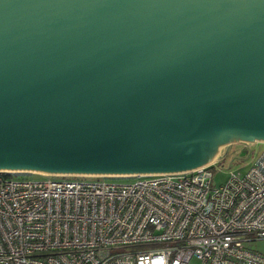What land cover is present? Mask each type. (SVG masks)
<instances>
[{
  "label": "water",
  "instance_id": "1",
  "mask_svg": "<svg viewBox=\"0 0 264 264\" xmlns=\"http://www.w3.org/2000/svg\"><path fill=\"white\" fill-rule=\"evenodd\" d=\"M252 142L264 0H0V171L176 173Z\"/></svg>",
  "mask_w": 264,
  "mask_h": 264
},
{
  "label": "built area",
  "instance_id": "2",
  "mask_svg": "<svg viewBox=\"0 0 264 264\" xmlns=\"http://www.w3.org/2000/svg\"><path fill=\"white\" fill-rule=\"evenodd\" d=\"M216 163L127 183L0 171V264H264V150L219 184Z\"/></svg>",
  "mask_w": 264,
  "mask_h": 264
},
{
  "label": "rangeland",
  "instance_id": "3",
  "mask_svg": "<svg viewBox=\"0 0 264 264\" xmlns=\"http://www.w3.org/2000/svg\"><path fill=\"white\" fill-rule=\"evenodd\" d=\"M246 149L244 155H241V151ZM243 147L242 143H233L228 146H223L218 154V158L215 159L217 163L214 165L215 172V182L221 183L226 180L229 173L231 172H240L244 174V172L251 166V164L255 161V159L261 154L264 150V142H252ZM214 161V162H215ZM212 163V162H211ZM16 178H36L42 179L47 177L46 175L40 173H19L14 175ZM61 178H65L64 176H57ZM83 179H97V177H80ZM105 179L108 181L114 182H133L137 180V177H107V178H98ZM249 247L258 249L259 251L264 253V240H257L251 242ZM191 264H196V260H193Z\"/></svg>",
  "mask_w": 264,
  "mask_h": 264
},
{
  "label": "flooded vegetation",
  "instance_id": "4",
  "mask_svg": "<svg viewBox=\"0 0 264 264\" xmlns=\"http://www.w3.org/2000/svg\"><path fill=\"white\" fill-rule=\"evenodd\" d=\"M242 144H243V147H244V146H246V145H247V144H249V143H247V144H245V143H242ZM242 151L246 152V149H245V147H244V149H243ZM242 151H241V152H242Z\"/></svg>",
  "mask_w": 264,
  "mask_h": 264
},
{
  "label": "bare ground",
  "instance_id": "5",
  "mask_svg": "<svg viewBox=\"0 0 264 264\" xmlns=\"http://www.w3.org/2000/svg\"><path fill=\"white\" fill-rule=\"evenodd\" d=\"M214 160H215V158H214L211 162H213ZM211 162H210V163H211Z\"/></svg>",
  "mask_w": 264,
  "mask_h": 264
}]
</instances>
